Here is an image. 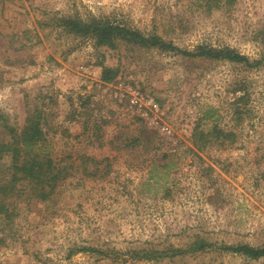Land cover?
Listing matches in <instances>:
<instances>
[{"label":"rangeland","instance_id":"obj_1","mask_svg":"<svg viewBox=\"0 0 264 264\" xmlns=\"http://www.w3.org/2000/svg\"><path fill=\"white\" fill-rule=\"evenodd\" d=\"M70 15L187 50L226 45L252 60L264 52V0H0V144L9 128L40 120L39 150L73 167L47 199L15 185L10 216L0 213V264H264V255L219 248L264 247V65L96 46L58 25ZM100 62L117 68L111 82ZM213 125L234 141L213 137L190 150L195 128ZM142 131L153 139L133 141ZM9 164L0 158V182ZM199 236L217 245L131 258L134 249L184 248ZM81 246L106 253H71ZM112 249L128 260L107 255Z\"/></svg>","mask_w":264,"mask_h":264},{"label":"trees","instance_id":"obj_2","mask_svg":"<svg viewBox=\"0 0 264 264\" xmlns=\"http://www.w3.org/2000/svg\"><path fill=\"white\" fill-rule=\"evenodd\" d=\"M224 4H231L234 0H222ZM208 2V1H207ZM211 6V3H207ZM57 23L67 33H74L86 39L90 38L94 41L96 46L106 45L114 48L119 42H126L145 47H157L168 51H177L191 57H205L210 59H223L229 62L243 64L249 68H258L264 65V52L260 58L252 60L246 54H243L236 49L229 46H212L209 44H198L192 50L182 49L174 45L172 42L164 40L161 36L156 34L144 35L136 29L130 28L119 22H112L104 18L91 17L88 19L79 16H63L57 18ZM102 66L101 79L104 82H111L117 75V68L106 66L100 62ZM241 97V96H240ZM9 140L0 144V158L5 156L10 157V176L7 180L0 182V213L8 218L11 211L8 210L9 195L14 194L15 185L19 183H26L31 186L34 196L47 199L51 197L56 188L73 174L71 170L73 167L69 165H59L54 161L49 152L40 151L45 145L46 136L42 129L40 120L29 119L25 127L18 132L16 128H9ZM153 133L149 131H142L132 138L133 141L139 142L141 138L152 140ZM230 139L231 142L235 139L233 131H225L216 125L212 126L210 130H201L195 128L192 134L193 147L190 150L202 149L207 141L212 138ZM199 159H203L201 155L197 154ZM203 171L212 170L213 166L207 164ZM23 186L18 189L22 191ZM13 192V193H11ZM11 193V194H10ZM216 243L210 242L203 237H198L193 243L187 247L169 248L166 250L159 249H134L131 251V258L149 260L161 259L166 256H175L177 254H185L187 252L204 250L210 246H215ZM219 248L233 253H242L251 258H259L264 255V247L251 246L249 244H221ZM80 249V250H79ZM76 251H102L97 247L81 246L80 248H73L71 253ZM70 253V254H71ZM113 255V259H122L123 252L119 250H110L107 255ZM121 257V258H120Z\"/></svg>","mask_w":264,"mask_h":264}]
</instances>
